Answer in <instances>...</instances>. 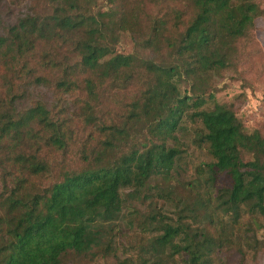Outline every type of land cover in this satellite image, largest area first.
Returning a JSON list of instances; mask_svg holds the SVG:
<instances>
[{
	"label": "trees",
	"instance_id": "16d2710c",
	"mask_svg": "<svg viewBox=\"0 0 264 264\" xmlns=\"http://www.w3.org/2000/svg\"><path fill=\"white\" fill-rule=\"evenodd\" d=\"M26 1H42L46 10L16 13L17 3L5 6L0 59L28 61L38 46L54 42L71 48L72 58L48 62L63 95L56 102L41 98L20 109L16 95L7 100L0 93V264H67L73 254L95 259L110 246L106 226L120 220L124 192L152 188L173 198L178 220L145 219L159 234L141 264H171L161 257L167 248L172 259L180 255L179 264H230L229 228L238 230L245 215L250 230L264 227V133L249 132L232 104L217 101L214 81L234 66L238 43L264 17V6L259 0H154L151 24L139 39L144 56L117 51L133 0H109V10L98 12L92 0ZM139 4L133 6L145 16L146 5ZM22 71L34 73L29 64ZM48 82L35 79L37 87ZM182 83L191 95L181 92ZM107 96L118 98L119 116H99L98 103ZM188 118L200 122L198 140L213 159L200 169L191 203L170 186L182 156L177 134ZM79 119L102 138L82 156L73 130ZM158 177L163 185L153 184ZM199 217L209 225H194ZM245 245L257 262L262 241L254 235ZM239 253L248 264L242 247Z\"/></svg>",
	"mask_w": 264,
	"mask_h": 264
},
{
	"label": "rangeland",
	"instance_id": "374dc122",
	"mask_svg": "<svg viewBox=\"0 0 264 264\" xmlns=\"http://www.w3.org/2000/svg\"><path fill=\"white\" fill-rule=\"evenodd\" d=\"M135 1L139 6H142L139 4L141 2L146 5L145 16L139 15L137 7L133 6ZM14 3L19 5L16 13L29 8H33L32 12L46 10V4L42 1L2 0L0 15L5 17L2 10L6 5L8 8L12 7ZM259 3L264 6V0H259ZM92 6L98 12L109 10L112 4L109 0H92ZM127 6L130 10V23L128 28L120 34L117 51L147 56L148 51L141 47L139 39L147 33L148 26L151 24L148 16L155 7L154 0H133L132 5L127 4ZM9 20L15 21V17L12 16ZM70 50L68 46L64 48L54 42L38 46L35 51L29 53L28 61L20 59L13 62L10 60L11 56H4L5 61H10L12 64L4 65L5 61L0 59V93L7 100L16 95L17 101L14 104L20 109L29 107L41 98L56 102L57 98L63 95L59 94L55 88L58 77L48 62L71 59ZM25 64H29L33 74L22 71ZM40 76L49 79L48 85L43 87L35 85V79ZM214 88L213 93L217 101L232 104L249 132L260 130L264 133V17L258 18L251 34L238 43L234 66L215 77ZM189 90L190 86L187 83L181 84L183 94L191 95ZM77 96H69L68 99L74 100ZM84 99H87L86 95ZM116 100L118 98L115 99V96H107L98 103L96 111L99 110L101 118H108L109 113L119 116L121 106ZM84 106V103L79 105L80 110L77 111L79 115L83 113ZM8 107L12 108L10 105ZM200 127L198 120L188 118L182 130L178 132L182 156L177 161L170 178V186L175 191V197L189 199V203L194 200L189 194L190 190L198 185L200 169L205 167L206 163L213 161L206 145L198 140L197 133ZM73 130L76 146L79 148L77 153L80 156L84 147L91 150L102 139L96 127H87L80 119L74 124ZM244 158L248 159L251 156L245 154ZM153 184L163 185V181L158 177ZM124 198L125 207L120 220L106 226L105 243L110 241L108 243L110 246L99 252V257L95 259L89 255H69L67 264H141L144 258L150 257L148 251L150 242L154 235L159 234L154 227L146 224L145 219L150 221L154 214H161L170 222L175 223L178 220L176 202L171 197L160 195L157 189H144L141 192L129 189L124 192ZM251 221L250 215H245L238 230L235 231L232 228L228 230L227 236L235 241L233 249L229 252L230 264H241L240 247L247 253L248 264H264V252L259 254V259L255 262L250 256L253 251L245 245L246 241L252 242L256 235L264 247V227L259 226L258 229L253 227L252 231L251 227L249 228ZM194 225L205 228L209 224L203 217H199L198 222L194 221ZM179 256L176 255L172 259L171 250L167 248L161 257L166 261L165 263L179 264Z\"/></svg>",
	"mask_w": 264,
	"mask_h": 264
}]
</instances>
